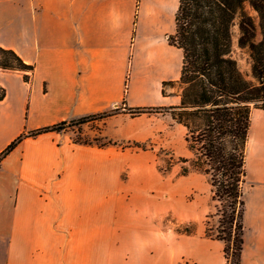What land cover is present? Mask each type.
<instances>
[{"label":"crops","instance_id":"0c3cea01","mask_svg":"<svg viewBox=\"0 0 264 264\" xmlns=\"http://www.w3.org/2000/svg\"><path fill=\"white\" fill-rule=\"evenodd\" d=\"M180 0H0V46L35 65L31 83L0 69V264H226L206 233L208 176L183 174L194 153L170 111L183 51L170 43ZM251 76V71L249 72ZM166 81H174L164 93ZM94 117L113 144L78 142L44 127ZM123 143H127L124 146ZM135 143H149L147 149ZM160 150L173 152L164 175ZM124 171H128L123 178ZM163 173V174H161ZM241 264H264V109L254 108L247 145ZM195 223L194 232L163 228Z\"/></svg>","mask_w":264,"mask_h":264},{"label":"trees","instance_id":"16d2710c","mask_svg":"<svg viewBox=\"0 0 264 264\" xmlns=\"http://www.w3.org/2000/svg\"><path fill=\"white\" fill-rule=\"evenodd\" d=\"M183 51V65L177 82L181 101L171 107H124L132 115L170 111L187 127L186 140L193 151L182 173L193 170L208 176L216 211L207 216L206 233L224 242L226 264H241L245 243V185L247 145L254 108L264 109V0H180L176 31L168 36ZM235 47L248 52L251 76L235 56ZM0 69L21 72L31 83L35 65L14 49L0 46ZM168 82L174 81H166ZM166 93V90H164ZM6 95L0 86V100ZM110 112L78 120L111 115ZM67 122L34 130L29 135L59 130ZM24 135L15 139L0 155L10 152ZM108 140L103 144H113ZM135 146L147 149L144 143ZM160 150L158 154L163 153ZM174 159V153L170 152ZM172 162L163 172L171 168ZM218 215L216 227L210 219ZM194 232L195 227L181 230Z\"/></svg>","mask_w":264,"mask_h":264},{"label":"rangeland","instance_id":"374dc122","mask_svg":"<svg viewBox=\"0 0 264 264\" xmlns=\"http://www.w3.org/2000/svg\"><path fill=\"white\" fill-rule=\"evenodd\" d=\"M234 54L238 58L239 64L242 70L246 74H249V72L251 71V58L248 52L243 51L239 49L238 47H235ZM172 87H173V82H168L166 85V91L167 92L172 91ZM154 113H157V112H154ZM59 130L69 135L73 140L78 141V142H87V143L89 142V143H96V144L101 145L105 143L106 141L111 140V139H105L99 135L100 125L99 123L96 122V118H92V117L88 119H84V120L71 121L69 123L62 125V127H60ZM123 144L124 146H126L127 143H123ZM144 144H146L147 146L149 145V143H144ZM171 157L172 156L169 153V151L158 154V156L156 155V159H157V163L159 167L163 169L167 168L171 162V159H172ZM176 162H180V161L176 159ZM161 172L163 171L161 170ZM127 174H128V171H124L122 174V177L126 178ZM167 174H168V171L164 172V175H167ZM212 203H213L212 205L213 207H212L211 212H215L218 202L213 201ZM218 221H219V216L215 215L213 216V218L210 219V224L213 227H216V225L218 224ZM159 226L163 228L175 227L181 230H186L188 228L195 227V223L194 222L186 223V224L175 223V219L173 215L165 214V216H163L162 219L160 220Z\"/></svg>","mask_w":264,"mask_h":264}]
</instances>
